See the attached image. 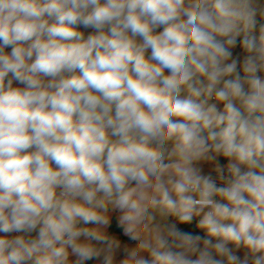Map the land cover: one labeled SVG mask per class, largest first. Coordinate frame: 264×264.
<instances>
[{
    "label": "clouds",
    "instance_id": "obj_1",
    "mask_svg": "<svg viewBox=\"0 0 264 264\" xmlns=\"http://www.w3.org/2000/svg\"><path fill=\"white\" fill-rule=\"evenodd\" d=\"M90 262L264 264V0H0V264Z\"/></svg>",
    "mask_w": 264,
    "mask_h": 264
},
{
    "label": "trees",
    "instance_id": "obj_2",
    "mask_svg": "<svg viewBox=\"0 0 264 264\" xmlns=\"http://www.w3.org/2000/svg\"><path fill=\"white\" fill-rule=\"evenodd\" d=\"M110 231H119V230L116 228V226H115V222L113 223V226H112V228L110 229ZM123 239H124V240H127L126 237H123ZM90 264H91V262H90Z\"/></svg>",
    "mask_w": 264,
    "mask_h": 264
},
{
    "label": "rangeland",
    "instance_id": "obj_3",
    "mask_svg": "<svg viewBox=\"0 0 264 264\" xmlns=\"http://www.w3.org/2000/svg\"><path fill=\"white\" fill-rule=\"evenodd\" d=\"M119 258H121V257L118 256V259H119Z\"/></svg>",
    "mask_w": 264,
    "mask_h": 264
},
{
    "label": "crops",
    "instance_id": "obj_4",
    "mask_svg": "<svg viewBox=\"0 0 264 264\" xmlns=\"http://www.w3.org/2000/svg\"><path fill=\"white\" fill-rule=\"evenodd\" d=\"M130 243H134V242H130Z\"/></svg>",
    "mask_w": 264,
    "mask_h": 264
}]
</instances>
